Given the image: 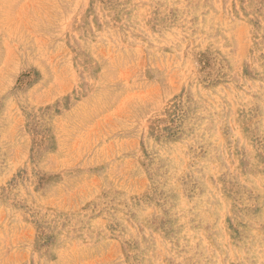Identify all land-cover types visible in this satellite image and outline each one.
I'll list each match as a JSON object with an SVG mask.
<instances>
[{
  "label": "rangeland",
  "instance_id": "374dc122",
  "mask_svg": "<svg viewBox=\"0 0 264 264\" xmlns=\"http://www.w3.org/2000/svg\"><path fill=\"white\" fill-rule=\"evenodd\" d=\"M0 264H264V0H0Z\"/></svg>",
  "mask_w": 264,
  "mask_h": 264
}]
</instances>
